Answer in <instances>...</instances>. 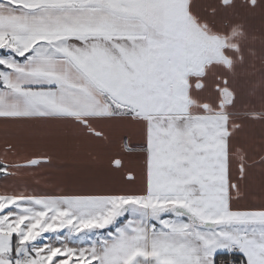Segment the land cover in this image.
<instances>
[{
  "label": "snow or ice",
  "instance_id": "snow-or-ice-1",
  "mask_svg": "<svg viewBox=\"0 0 264 264\" xmlns=\"http://www.w3.org/2000/svg\"><path fill=\"white\" fill-rule=\"evenodd\" d=\"M0 181V264H264V0H0Z\"/></svg>",
  "mask_w": 264,
  "mask_h": 264
},
{
  "label": "crops",
  "instance_id": "crops-1",
  "mask_svg": "<svg viewBox=\"0 0 264 264\" xmlns=\"http://www.w3.org/2000/svg\"><path fill=\"white\" fill-rule=\"evenodd\" d=\"M257 28L259 29V24H257ZM255 51L257 53V66H259V55H260V45L257 42V44L255 45ZM259 77H257L256 80V86L259 87ZM80 159H86V157H81ZM66 164V165H65ZM58 167L61 168H75L80 166L79 165V160L71 155L65 156L64 158H62L60 161H58L57 164ZM0 183H2V181H0Z\"/></svg>",
  "mask_w": 264,
  "mask_h": 264
},
{
  "label": "rangeland",
  "instance_id": "rangeland-1",
  "mask_svg": "<svg viewBox=\"0 0 264 264\" xmlns=\"http://www.w3.org/2000/svg\"><path fill=\"white\" fill-rule=\"evenodd\" d=\"M66 165V164H65Z\"/></svg>",
  "mask_w": 264,
  "mask_h": 264
}]
</instances>
